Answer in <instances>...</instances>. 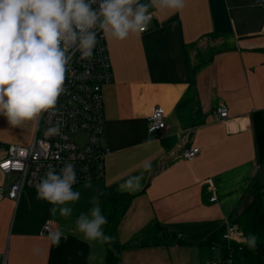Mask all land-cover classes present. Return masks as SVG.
<instances>
[{
  "label": "crops",
  "instance_id": "obj_1",
  "mask_svg": "<svg viewBox=\"0 0 264 264\" xmlns=\"http://www.w3.org/2000/svg\"><path fill=\"white\" fill-rule=\"evenodd\" d=\"M152 11L148 31L106 39L114 80L103 87L104 176L91 189L74 187L82 195L70 220L50 216L36 189L1 200L0 264H107L105 244L83 241L75 216L96 190L101 201L133 175L143 178L115 233L119 264H225L230 250L226 264H264V208L256 220L264 204V3L185 0L178 13ZM220 105L229 109L225 122L214 119ZM155 106L166 115L161 137L148 130ZM36 128L0 117V144L29 146ZM193 147L199 154L183 158ZM16 177L0 170V185L9 190ZM49 221L67 235L58 247L46 239ZM156 223L167 230L163 244L132 243ZM228 223L239 226L238 239L224 238ZM250 234L255 248L242 242Z\"/></svg>",
  "mask_w": 264,
  "mask_h": 264
},
{
  "label": "clouds",
  "instance_id": "obj_2",
  "mask_svg": "<svg viewBox=\"0 0 264 264\" xmlns=\"http://www.w3.org/2000/svg\"><path fill=\"white\" fill-rule=\"evenodd\" d=\"M185 0H0V117L13 127L31 122L38 126L42 116L49 121L59 113L60 97L67 93L65 82L72 74L73 57L91 60L105 39L124 41L149 30L153 9L178 13ZM60 133V125L46 129V135ZM150 165L145 162L144 168ZM142 175L129 176L119 185L121 192L132 193L141 186ZM71 163L59 171L49 168L36 185V199L50 205L49 214L72 219L81 191ZM84 187L91 189V182ZM99 190L89 198L91 207L75 216V231L85 242L110 244L104 226L108 223L100 206ZM47 241L59 246L67 235L61 230L47 233ZM249 248L257 245L250 234L242 241ZM39 254V249L33 250Z\"/></svg>",
  "mask_w": 264,
  "mask_h": 264
},
{
  "label": "built area",
  "instance_id": "obj_3",
  "mask_svg": "<svg viewBox=\"0 0 264 264\" xmlns=\"http://www.w3.org/2000/svg\"><path fill=\"white\" fill-rule=\"evenodd\" d=\"M264 3V0H261ZM99 44L91 60L81 61L79 53L72 60V74L65 82L67 93L58 100L59 113L51 121L42 116L36 128L34 140L29 146L0 144V170L4 176L16 174L11 188L0 185V201L8 198L18 200L26 188L36 189L37 183L49 168L57 171L66 163L74 165L79 186L99 180L105 173V159L109 150L102 146L101 138L105 131V105L103 87L114 80L107 41L102 33L98 35ZM229 109L218 106L214 111L216 121H227ZM53 124L60 125V133L46 135V129ZM165 111L155 106L148 117V130L161 137L166 129ZM200 148L193 147L182 152L185 159H193ZM214 188L211 181H209ZM217 197L214 195L212 201ZM53 231L52 222L45 224L44 233ZM241 234L235 223H228L224 238L236 240ZM229 257L224 261L228 263Z\"/></svg>",
  "mask_w": 264,
  "mask_h": 264
},
{
  "label": "trees",
  "instance_id": "obj_4",
  "mask_svg": "<svg viewBox=\"0 0 264 264\" xmlns=\"http://www.w3.org/2000/svg\"><path fill=\"white\" fill-rule=\"evenodd\" d=\"M132 195L128 193H121L118 191L106 192L100 201L104 215L107 217L108 223L106 224V235L112 238L110 244H105L107 250V264H119V251L120 244L115 239L117 227L126 212L131 200ZM264 204H262L256 215V220L262 219ZM167 230L156 223L148 228L147 235L136 237L132 243L136 246H153L160 245L165 242Z\"/></svg>",
  "mask_w": 264,
  "mask_h": 264
}]
</instances>
